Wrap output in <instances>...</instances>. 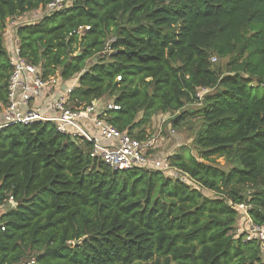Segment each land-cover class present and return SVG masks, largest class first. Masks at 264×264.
Wrapping results in <instances>:
<instances>
[{
	"label": "trees",
	"instance_id": "16d2710c",
	"mask_svg": "<svg viewBox=\"0 0 264 264\" xmlns=\"http://www.w3.org/2000/svg\"><path fill=\"white\" fill-rule=\"evenodd\" d=\"M53 1L0 0V110L5 22ZM17 35L45 77H79L76 106L116 102L120 131L145 140L160 115L201 125L197 155L169 157L175 173L115 171L52 123L0 131V207L17 204L0 216V264H264L235 233L242 204L264 225V0H76ZM201 88L211 92L188 110Z\"/></svg>",
	"mask_w": 264,
	"mask_h": 264
},
{
	"label": "built area",
	"instance_id": "2783aa9c",
	"mask_svg": "<svg viewBox=\"0 0 264 264\" xmlns=\"http://www.w3.org/2000/svg\"><path fill=\"white\" fill-rule=\"evenodd\" d=\"M75 1L55 0L45 7L6 20L4 44L12 65V74L8 83L7 101L0 110V131L15 125L52 123L58 132L74 141L91 143L90 157L115 171H179L171 165L167 156L156 151L158 141L155 138L139 140L109 122L110 114L121 110L116 102L99 99L76 106L72 94L79 77L71 84L64 82L59 73L45 77L42 69L22 56L17 35L19 28L34 25L54 12L69 8ZM88 30L90 27H80L76 33L82 36ZM106 49V52L110 49L109 43ZM210 92L211 89L201 88L196 96V104L201 105L205 95ZM187 180L188 175L182 174L181 181ZM238 208L245 214L243 218L249 220L248 228L242 232L239 230L241 235L246 241H257L264 252V225L258 226L250 220L248 205L242 204ZM2 229L5 230L4 227ZM35 263L36 259H33L29 264Z\"/></svg>",
	"mask_w": 264,
	"mask_h": 264
},
{
	"label": "rangeland",
	"instance_id": "374dc122",
	"mask_svg": "<svg viewBox=\"0 0 264 264\" xmlns=\"http://www.w3.org/2000/svg\"><path fill=\"white\" fill-rule=\"evenodd\" d=\"M28 15H32V14H28ZM112 42H113V39L111 38L109 40V48ZM107 53H110L109 49ZM77 55L78 54H76V56ZM225 62L226 61L224 60V61H219V62H214V63L219 64L221 67H224V65H226ZM93 63L95 62L91 61L89 65H92ZM67 84H71V83L68 82ZM199 106L200 105L193 104V105H188V107L186 108L188 110H191ZM169 117H170L169 115H166V116L160 115V116L154 117L150 125L147 127V137L150 139L155 138L156 141H158V149L156 151L162 156H168L172 153L174 154L178 152L184 153L185 150L183 149L187 147L191 149L190 151H192V153L197 155V149L195 148L193 142H194L195 134L201 125V121L198 118L190 117L186 121L184 120L178 126L174 127L172 123L173 120L171 119L168 120ZM216 164L223 169H229L231 166L230 163H228L225 158L216 159ZM16 205L17 204L15 202H9L8 205H4L0 207V216L3 212L7 211L10 207L13 208ZM248 222L249 220L243 219L240 223H238L235 229V233L237 234L238 237L241 236L240 231L242 232L244 229L248 228ZM263 258H264V253H263Z\"/></svg>",
	"mask_w": 264,
	"mask_h": 264
},
{
	"label": "crops",
	"instance_id": "0c3cea01",
	"mask_svg": "<svg viewBox=\"0 0 264 264\" xmlns=\"http://www.w3.org/2000/svg\"><path fill=\"white\" fill-rule=\"evenodd\" d=\"M174 153H172V154H170V155H168L167 157L169 158V156H172Z\"/></svg>",
	"mask_w": 264,
	"mask_h": 264
},
{
	"label": "water",
	"instance_id": "95a60500",
	"mask_svg": "<svg viewBox=\"0 0 264 264\" xmlns=\"http://www.w3.org/2000/svg\"><path fill=\"white\" fill-rule=\"evenodd\" d=\"M78 55H80V54H78ZM77 244V243H76Z\"/></svg>",
	"mask_w": 264,
	"mask_h": 264
}]
</instances>
